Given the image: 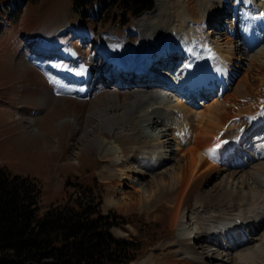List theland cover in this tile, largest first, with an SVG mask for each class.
<instances>
[{"label": "rangeland", "instance_id": "rangeland-1", "mask_svg": "<svg viewBox=\"0 0 264 264\" xmlns=\"http://www.w3.org/2000/svg\"><path fill=\"white\" fill-rule=\"evenodd\" d=\"M22 1L0 0V5L3 6V8L0 7V15H6L10 21L9 26L0 28V164L7 166L13 173L28 174L37 178L42 188L39 212H42L49 203L62 200L65 194L64 184L68 179L76 181L85 177L91 180L95 176L101 182L102 187L101 209L103 211L113 210L124 216L127 220L123 225L113 226L111 228L113 233L116 236L130 238L137 242H135L137 245L136 257L129 264H165L167 259L170 260L174 256L171 243L179 238V227L175 225L173 218L174 209L177 206L174 201H170L174 190L171 191L169 186L166 187L163 184V188L159 189L160 192L162 190L165 191L166 195H164L163 199H158L160 194L153 191L154 195L149 198L148 202L138 201L136 205H128V207L125 206L126 208H120L115 203H108L110 196L115 192L114 187L118 181V177L115 176L113 179L107 173L104 174L101 171L103 166H105V161L103 160L102 151L98 146L85 147L82 144V142H87L94 138L93 136H99L98 138L104 144L113 141L111 140L112 137L107 138L109 129L107 126H102L100 120L104 112L112 108V105L120 104L116 97L117 93H120L122 103L126 102V94L124 89H122L123 87L110 86L104 92L102 91L89 99L50 95L46 90V83H44L41 72L33 67L32 62H30L24 53L25 41L27 37L32 38L39 34L51 38L52 33L56 31L57 35L53 40L60 51H63V46L61 45L66 42V34H62L63 28L66 27L68 29L67 35L72 37L74 33L82 30L80 18L73 9L72 0H27L21 3ZM223 1L207 0L206 3L210 8L218 9L219 5H222L226 9L225 12L221 13L220 19L213 27L214 29L217 27L214 30V34H212L215 38L213 36L212 38L213 41L217 42L218 46L223 42V33L229 32L232 27L230 15L232 12L231 17L233 18L234 12L233 8H228ZM230 1L233 7L234 0ZM260 1L264 2V0ZM6 3H10L11 8L18 6L20 3L22 5L13 12L11 9L10 11L7 10L8 6H5ZM153 4V8L144 14L142 13V15L141 13L131 15L128 11H124L122 15L114 10H110L104 15H94L86 20L88 23H85L83 20V30L89 32L94 41L100 37L109 38L111 35L116 40L121 41L122 44L127 38L133 39L132 41L127 39L128 43L126 41L123 44V53L126 51V45L136 43L137 41L138 44L135 47L139 49L142 43V29L153 22H160V26H162L166 20L167 13L171 11L170 6L173 4V0H159L158 4L155 0ZM241 9H243L242 6L240 7ZM76 20H78V24H76ZM230 20L231 24H228ZM219 22L221 23L219 24ZM88 26L92 28L88 29ZM162 27L159 28L162 30ZM213 28L211 31H213ZM160 29H158V32H160ZM103 42L104 39H102L101 43ZM175 42L177 41H174V38H169V42L164 41V44ZM78 43L75 40V44ZM233 43H235V39ZM85 47L84 44H82V47L80 46L82 50ZM242 50L231 59V63L229 64L230 70L228 71L229 76L224 80H219L225 83L230 78L228 82L229 87L224 89L222 96H212L206 102L201 100V103L198 101V104L193 102L192 109L195 112L213 101L229 100L231 94L245 80L248 71L250 72L251 69H254L249 57L254 55L257 49L249 51V57H245L246 51L243 50L242 52ZM239 53L241 57H238ZM87 56H89L88 53ZM91 58L93 59V56ZM97 78L98 76H96L95 82ZM144 78L145 80L148 79L145 76L140 79L143 80ZM155 80L157 79L152 77L150 81ZM256 80L253 79L251 82ZM132 82L139 81H125L124 85ZM209 82L211 84L212 80ZM110 83L114 85L113 80ZM28 86H32L33 90L24 91V88L26 89ZM36 86L37 88L35 89ZM218 90L219 88H215V92L213 91L211 95H217ZM189 97L192 99L191 95ZM248 97L245 96L241 99L242 101H238L239 105L245 104ZM131 99L133 98L129 97L127 101ZM4 102H7L9 105H3ZM163 115V118L165 117L164 120L171 119L167 123H171L172 127L176 126V124L179 125L178 123L183 119L180 112L170 109ZM259 118L257 120L261 122ZM164 124L166 122L162 125ZM124 126L126 129L129 128L126 127V124ZM255 129H261L262 131L263 125ZM173 131L174 128H171L167 133ZM144 154L143 152L142 155L144 156ZM129 158L135 159L133 155L129 156ZM234 162L242 163L237 160H234ZM165 166L161 169H165ZM247 167L246 165L245 168ZM141 169L147 172L144 166ZM158 170L159 168L153 170L150 175L141 178L144 188L149 190L155 189L154 187H149L148 182L151 177H158ZM226 174L219 172L216 175H212L209 180L207 179V182L204 184V193L214 192L219 183L223 179H226ZM110 179H113V182L110 183ZM241 181V174L235 175V179L230 181L231 189L238 190ZM247 182L250 183L251 187L247 186L246 191L249 187L256 188V184L251 178ZM129 183L130 181L127 185L121 186L126 194H130L135 190L131 185L132 182ZM116 192L114 197L120 201V196H122L121 191ZM238 192V196H233L231 202L228 200L224 203V208H227L229 203L234 204V202L242 200L240 198L241 191L238 190ZM155 198L156 202L154 201ZM209 206V208L206 207L204 201L202 203V200H196L194 197V199H189L183 205V209L186 214V208L189 207L193 211L192 213H196L198 221L205 224H215V222L224 221L227 217L229 218L230 213H237L234 211L228 213L222 210L220 203H217L216 207H213L214 204H210ZM253 218H251L252 221ZM209 235L211 236L212 234ZM243 237L244 235L242 239ZM248 237H252L253 239H249L246 245L243 244L232 249L229 248L230 252L228 256L214 241H212L213 243L207 241V244L201 241L200 250H203L207 255L210 254L215 257V259L217 258L221 264H228L225 263L227 258L229 263L231 261V264L242 263L244 261H241V255L246 252V249L256 246L262 247L264 245V243L262 244L264 224L256 230L251 229ZM237 239H240V236ZM233 243L236 245L235 241ZM203 246L206 248L205 250ZM178 254H180V251ZM248 260L250 264H264V252L259 257H249ZM176 262L179 261L176 260Z\"/></svg>", "mask_w": 264, "mask_h": 264}, {"label": "bare ground", "instance_id": "bare-ground-1", "mask_svg": "<svg viewBox=\"0 0 264 264\" xmlns=\"http://www.w3.org/2000/svg\"><path fill=\"white\" fill-rule=\"evenodd\" d=\"M156 1L158 4L159 0ZM206 3L207 0H173V4L170 6L171 11L167 13L164 24H161L163 27L160 26V22H153L143 28L141 47L136 50L138 52L145 48L153 51L163 46L164 41L169 42V38H174V41H177L171 44L177 45L179 43L190 49L193 55L198 50L197 48H200V56L210 58L208 68L210 76L208 74L205 81L201 80L206 78V75L200 78V83L203 82L204 84L197 91L202 95L204 90L209 92L210 80L214 83L216 79L217 81L224 80L229 76V64L235 54L243 49L246 51L244 56L249 57V51L257 49V52L249 57L254 69L248 71L245 80L231 94L229 100L222 99L207 105L204 104V108H199L195 112L192 109L193 102L198 104L200 101L202 103L201 98L191 99L189 96L174 99L167 96L160 98L157 89L167 84L158 79L150 81L153 76L149 75L146 80L150 82L144 78L143 80L140 79L141 81L135 79L139 82L126 85L123 83L121 87L126 94V102L122 103L121 95L117 93L116 97L120 104L112 105V108L104 112L101 117V125L107 126L109 129V134L106 133L107 138L112 137L111 140L113 141L104 144L98 138L99 136H93L94 138L87 142H82L85 147L98 146L105 161V166L101 171L113 179L115 176L118 177L114 187L115 192L113 195H109L108 203H115L120 208H126L128 205H136L138 201L148 202L154 193L160 194L158 199H163L166 195L165 191H159L163 188V184L166 187L169 186L171 191L174 190L170 201H174L177 206L174 209L173 218L175 225L179 227V238L171 243L174 256L170 260L166 258L165 264H221L217 258L215 259V257L200 250L201 241H204L205 244L207 241H214L228 256L230 249L243 244L246 245L249 239H253L248 237L251 229L256 230L264 224V184L260 181V176L264 175V142L259 144L260 151L256 157L257 160L252 162L255 159L253 154L249 157L251 164L247 166L250 168H245L243 162H234L235 159L233 158L222 161L223 156L222 154L219 155L218 150L214 152L216 156L209 154V150L216 142L218 138L216 136L221 128H226L224 135L237 136L240 124L246 123L247 128L251 122L255 125L264 120V2L260 0H234L232 7L230 0H224L223 3L228 8H233L234 12L233 18L231 17L232 27L229 32L223 33V42L219 46L217 42L213 41L212 36L214 37V35L212 34L214 31L211 30L220 19L221 13L225 12L226 9L222 5H219L218 9L210 8ZM240 4L245 7V12L247 15L249 14L250 19L243 20L240 14ZM236 16L240 17L241 23H248L242 36H238V41L235 38L238 31L234 30ZM229 24H231V20ZM249 25L253 35L249 34ZM159 27H162V30ZM213 30L215 29L213 28ZM234 39L235 43H233ZM238 57H241L240 53ZM253 79L257 80L251 82ZM110 81L112 79L104 84L103 92L112 85ZM196 85L194 81L193 86ZM78 93L81 94L82 92L78 91ZM245 96H249L248 100L245 104L239 105L238 101H242L241 99ZM129 97L133 99L127 101ZM261 103L263 108L259 109L258 106ZM169 109L182 114L183 119L181 122L179 119V125L176 124L172 127L171 123H167L171 119L164 120L163 114ZM236 116H239L240 119L238 121L232 120L231 124L225 127V122ZM257 117H260L261 122L257 120ZM164 122L166 124L162 125ZM125 124L126 127H129L128 129L125 128ZM171 128H174V131L167 133ZM143 152H148L150 157L143 156ZM132 155L135 159L129 158ZM246 159L248 160V158ZM162 165H166L165 169H161ZM142 166L147 169V172L142 171L144 170L141 169ZM157 168H159L158 177H151L148 182L149 187L155 189L144 188L141 178L150 175ZM219 172L227 173L226 179L219 183L214 192L205 194L204 184L207 182L206 180ZM169 174L171 175L169 176ZM238 174H241L242 178L238 190L241 191L240 198L243 201H237L234 204L228 202V207L224 208V203L228 200L231 202V198L239 193L238 190L231 189L230 185V181L234 180L235 175ZM250 178L256 184L255 189L250 188V181L247 182ZM113 179L109 180L110 183L113 182ZM129 181L132 182L131 185L135 190L126 194L121 186L127 185ZM247 186L250 187L246 191ZM116 191H121L120 201L114 197ZM194 197L196 200H202V203L204 201L208 208L210 204H214L213 207H216L217 203H220L222 210L228 213L231 211L237 213H230L229 218L215 222V224L201 223L198 221L196 213H192L193 211L189 207L186 208V214L183 209V205ZM252 217H254L253 221L251 220ZM184 218L186 219L184 220ZM238 236L240 239H237ZM233 241L236 242V245ZM263 243L264 237L262 238ZM179 251L180 254H178ZM263 252L264 245L248 248L245 253H242L241 261H244L243 264H250L249 257H259ZM225 263L231 264V261L229 263L227 258Z\"/></svg>", "mask_w": 264, "mask_h": 264}, {"label": "trees", "instance_id": "trees-1", "mask_svg": "<svg viewBox=\"0 0 264 264\" xmlns=\"http://www.w3.org/2000/svg\"><path fill=\"white\" fill-rule=\"evenodd\" d=\"M72 4L82 17L110 10L136 15L152 8L153 0H72ZM101 191L95 176L68 179L62 200L39 212L42 188L37 178L0 164V264H129L136 257L137 242L113 233V226L127 220L101 209Z\"/></svg>", "mask_w": 264, "mask_h": 264}, {"label": "snow or ice", "instance_id": "snow-or-ice-1", "mask_svg": "<svg viewBox=\"0 0 264 264\" xmlns=\"http://www.w3.org/2000/svg\"><path fill=\"white\" fill-rule=\"evenodd\" d=\"M253 119H255V117H253ZM217 139H219V138H217ZM223 143H227V141H224ZM219 147H220V143H217L214 148L209 150V154L214 153L216 151V149Z\"/></svg>", "mask_w": 264, "mask_h": 264}]
</instances>
